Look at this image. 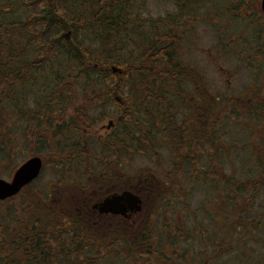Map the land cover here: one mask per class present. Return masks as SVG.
I'll return each mask as SVG.
<instances>
[{
    "label": "trees",
    "instance_id": "obj_1",
    "mask_svg": "<svg viewBox=\"0 0 264 264\" xmlns=\"http://www.w3.org/2000/svg\"><path fill=\"white\" fill-rule=\"evenodd\" d=\"M147 1L0 0V112L13 121L17 117L14 109H22L27 97L36 94L34 87H41L39 92L50 102L43 106L47 114L43 120L47 124L60 118L54 125L60 142L54 145L63 158L77 153L72 160L79 164L78 177L86 178L82 188L91 185L92 179L104 184L114 176L109 175L110 169L134 153L153 156L163 147L172 151L176 173L186 168L191 171L187 175L190 181L201 179L203 184L207 176L215 174L216 165L221 167L222 139L212 137L216 123L229 121L230 113L225 110L230 108L224 102L231 99L215 97L203 84V73L178 56L180 44L190 32L185 20L195 21L201 6L215 2L171 0L177 8L174 13L154 16L147 12ZM233 1L244 0L228 2ZM256 17L254 13L235 16L245 19L249 28L252 23L248 21H257ZM255 23L263 36L264 25L259 20ZM252 26L257 29L254 23ZM65 32L70 33L68 39ZM235 101L244 118L235 125L252 128L251 123L257 122L262 128L257 116H248L254 112L244 109L251 102L236 97ZM259 105L264 112V103ZM69 107L70 115L66 113ZM39 113L28 120L38 128L30 133L33 141L42 134ZM105 118L112 121L106 136H98L96 142L94 131L83 136ZM255 132L264 149V130L259 135ZM206 146H217L218 154L209 153L204 166ZM253 164V170L246 172L249 177H225L222 194L216 189L218 210L207 212L208 221L193 228L205 240L195 257L188 258V249L180 248L179 238L185 232L167 213L162 224L170 225L174 233L169 234V246L158 244L152 252L141 250L138 239V231L152 228L150 222L135 230L137 235L126 228L122 238L108 233L103 225H91L77 213L79 203L73 196L78 190L65 192L64 183L69 181L62 179V192H50L56 196L55 202L36 205L28 201L20 211L12 206L14 217L0 225V264H143L140 254L153 255L148 261L156 264H264V152ZM153 196L154 211L161 195L155 191ZM175 197H180L178 190ZM252 211L254 217L249 218Z\"/></svg>",
    "mask_w": 264,
    "mask_h": 264
},
{
    "label": "rangeland",
    "instance_id": "obj_2",
    "mask_svg": "<svg viewBox=\"0 0 264 264\" xmlns=\"http://www.w3.org/2000/svg\"><path fill=\"white\" fill-rule=\"evenodd\" d=\"M226 1L214 0L215 3L211 2V4L209 2L206 6H201L198 9L199 13L196 14L195 21L189 22L185 20L184 26L187 29L189 28L190 32L185 35L178 49V56L184 63L196 67L203 73V84L208 87L215 97L220 100L227 97L231 99L224 102V105L230 108L225 110V112L228 111L230 113L227 114L229 121L216 123L217 129H215L212 137L214 139L216 137L222 139L224 148L222 146V154L219 152L221 167L216 165L217 167L214 168L215 174L207 176L203 184L201 179H191L192 181H190L187 178V175L191 173L188 168L186 170L182 168L183 170L175 172L176 159L172 151L166 150L167 147L158 148L153 156L149 152L134 153L121 163L122 167L120 169L122 174L126 176L127 183H129V179L141 180V178L149 176L151 178L148 181H151L154 176L157 180H153L155 183L153 186L154 190L161 195V198L166 196V199L161 201L160 198L158 200L157 206L154 207L153 213L150 214L149 220L152 228L138 231L140 234V236L138 235L139 246L143 251L149 250L152 252L157 248L158 244L169 246V234L174 233V231L170 225L162 224L167 221L164 215V213H167L169 219L178 222L185 232V236L179 238L180 248L188 249V258L195 257L196 251L199 252L202 249L205 240L200 238L193 228H197L201 221H208L207 212L214 213L215 210H218L219 206L215 204L216 189L221 190L222 194V184L225 177L230 176L236 179L238 176H248V173L255 167L253 162L257 159L258 154L264 152V149H261L262 146L259 140H256L254 135V129H260L255 132L257 135L264 130V112H262L263 107L259 105L264 103V35L260 36L263 33L259 32L261 28L258 23H255L259 20L260 24L264 25L261 17L263 13L260 9V0H244L242 3ZM222 2L224 4H221ZM176 9L175 3L171 0L147 1V12L154 16L174 13ZM210 10L212 12L217 11L216 15H212V13L209 15ZM242 13H248L249 15L254 13V15H257V21L252 19L248 22L254 23L258 30H252V24H250L251 28H249V23L245 19L236 20L235 16ZM22 16L24 17L25 15L22 14ZM34 88L36 93L33 95L34 97H27L22 109H14L17 113V117L15 116L13 119L15 120L14 131H12V119L5 117L0 112V177L10 180L13 171L24 160L34 155L40 156L44 163L38 177L21 194L6 202H0V225L14 217L13 214L15 215V213L11 211L13 205L18 207L17 209L20 211L23 204L26 205L28 201L29 204L33 203L36 205L41 204L39 201L45 202L49 200L51 202L52 200L55 202L57 198L53 194L62 192L61 187H59L62 179H68L69 182L67 184L72 183L71 187L64 183L65 192H70L72 189L73 191L85 189L81 191L82 195L88 196L91 193L88 188H85L86 184L82 188L86 178L78 177L79 164L72 160L77 153H74L72 157L64 158L58 155L59 152L56 151L54 143L60 142V139L58 140V135L55 136L54 134V125L59 122L60 118L57 120L54 118L51 123H45L43 116L47 114H44L43 106L48 105L50 102L48 103L47 98L43 97L39 92L41 87L35 86ZM37 96L39 98H35ZM235 97L236 100L241 98V102L252 103L255 101L254 104L250 103L249 107L244 109L254 112L249 113L248 116L250 118L257 116L263 129L257 122L251 123L253 124L252 128L244 127L243 123L235 125L239 119L241 121L244 119L243 116L238 114L240 107L235 103ZM77 98L78 96L73 100ZM9 104V107H14V104ZM259 106H261V110L256 111ZM7 112L5 113L7 114ZM71 112L69 107L66 113L70 115ZM38 113L40 117L42 116L41 119L40 117L37 119H40L39 124L42 125L43 129L42 134L37 136V140L33 141V139L29 138L22 141L23 138L19 135L18 140L13 142L14 134L22 133L26 130V123L30 119V115ZM222 115H224V112ZM108 120L109 118L100 120L83 136L88 137L94 131V142L98 141V136H106L109 133V129L106 127ZM245 121L248 123L247 118H245ZM2 123H7L4 128L1 126ZM9 123L11 126H9ZM32 129L28 130L29 136ZM43 130H46V132H43ZM248 132L249 134L246 136ZM210 138L211 136H207V139ZM69 145L73 144L70 143ZM93 147L98 148V144H93ZM205 149H208L207 146ZM95 151L98 152L97 149ZM214 151L218 154L217 146L208 149V152H202V163L204 166L208 164L209 153ZM55 156L60 157L57 158ZM65 167L70 168L72 171L64 172L63 169ZM118 169L117 166H114L112 170L117 171ZM243 169L245 171L240 173ZM95 171L97 172V167ZM138 173L139 176L137 175ZM92 181L93 184L98 182L97 179H92ZM53 189L54 193H52L51 197L48 190ZM177 190L180 193V197H175ZM27 196H30L29 199ZM259 196H262V194L260 193ZM14 209L15 207H13ZM252 217H254V213L249 218ZM144 236L146 238L142 240ZM262 250L264 251V248ZM140 255L145 259L143 264H156V262L151 263L148 261L153 259V255ZM157 264H160V262Z\"/></svg>",
    "mask_w": 264,
    "mask_h": 264
},
{
    "label": "flooded vegetation",
    "instance_id": "obj_3",
    "mask_svg": "<svg viewBox=\"0 0 264 264\" xmlns=\"http://www.w3.org/2000/svg\"><path fill=\"white\" fill-rule=\"evenodd\" d=\"M27 128L22 133H16L13 136V140H18L19 135L22 136V141L28 140L29 135L25 136L26 133H29L28 130L33 128V132H38L37 126L29 125L27 120ZM12 131H14L15 120L12 121ZM112 125V124H109ZM43 129V127L41 126ZM41 158V157H40ZM42 160V158H41ZM42 160V164H43ZM122 164L117 165L119 168L117 171L110 169L109 175H114L113 177L108 178L104 184H93L91 182L90 186L87 188L91 191L90 195L84 196L81 189L74 195L76 203H79L76 207L77 213L80 214L81 218L87 219L91 225H103L105 226L108 233L118 234L120 238L124 237L126 234V228H130L135 234V230L141 229L144 225L150 222L149 217L153 212V194L154 182L148 181L149 177H144L139 179H129L127 183L126 176L122 174L121 168ZM139 176V173L137 174ZM88 180L90 177L87 178ZM26 185L20 193L24 191ZM86 188V187H85ZM86 188V189H87ZM124 190H129L134 193L138 199V209L127 210L125 213H115V212H102L99 209L100 203L106 198L111 197L113 194H120ZM52 190H48L49 196Z\"/></svg>",
    "mask_w": 264,
    "mask_h": 264
},
{
    "label": "water",
    "instance_id": "obj_4",
    "mask_svg": "<svg viewBox=\"0 0 264 264\" xmlns=\"http://www.w3.org/2000/svg\"><path fill=\"white\" fill-rule=\"evenodd\" d=\"M260 9L264 14V0H260ZM69 36V32L66 33ZM112 70L116 72V68ZM42 166L40 157L33 156L24 161L14 172L10 181L0 178V200L12 197L20 191L27 183L38 176ZM139 199L132 192L125 190L120 194L106 197L99 205L102 212L125 213L127 210L138 209Z\"/></svg>",
    "mask_w": 264,
    "mask_h": 264
},
{
    "label": "bare ground",
    "instance_id": "obj_5",
    "mask_svg": "<svg viewBox=\"0 0 264 264\" xmlns=\"http://www.w3.org/2000/svg\"><path fill=\"white\" fill-rule=\"evenodd\" d=\"M67 33H68V32H67ZM64 36H65L67 39L69 38V36H68V37L66 36V33H64ZM108 124H112V121L109 120V121H108Z\"/></svg>",
    "mask_w": 264,
    "mask_h": 264
}]
</instances>
